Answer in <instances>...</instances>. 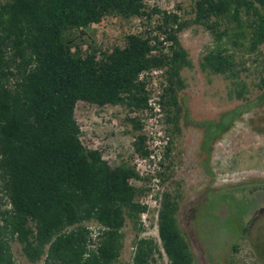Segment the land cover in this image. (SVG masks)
<instances>
[{
    "label": "trees",
    "instance_id": "16d2710c",
    "mask_svg": "<svg viewBox=\"0 0 264 264\" xmlns=\"http://www.w3.org/2000/svg\"><path fill=\"white\" fill-rule=\"evenodd\" d=\"M107 16L122 24L135 21L137 32L124 34L122 44L97 47L91 28ZM191 25L212 37L200 69L229 81V99H245L248 88L238 75L237 58L243 49L260 52L264 44V0H189L173 10L146 0L0 1V264H18L14 242L31 263L116 264L125 221L142 228L139 216L145 208L138 199L149 178L129 163L147 155L139 113L148 90L137 77L145 69L164 70L162 108L170 137L158 174L164 183L173 175L171 153L180 132L181 71L193 66L178 35ZM261 81L252 106L264 102ZM78 102L123 112L133 137L126 159L108 161L85 143L75 118ZM242 111L235 107L217 122H205L204 146ZM174 183L161 192L158 241L137 232L129 264H160V253L167 264H196L178 225L181 191ZM259 190L264 185L238 191ZM232 194L225 189L211 196ZM262 210L264 205L251 224L263 219ZM88 222L97 225L96 233Z\"/></svg>",
    "mask_w": 264,
    "mask_h": 264
},
{
    "label": "rangeland",
    "instance_id": "374dc122",
    "mask_svg": "<svg viewBox=\"0 0 264 264\" xmlns=\"http://www.w3.org/2000/svg\"><path fill=\"white\" fill-rule=\"evenodd\" d=\"M178 2L186 7L189 0H167L165 6L173 10ZM135 24H122L111 16L101 19L91 28L96 46L108 49L114 43L122 44L124 34L137 32ZM178 37L193 66L181 71L184 88L178 93L182 111L180 132L174 136L171 153L173 175L161 183V192L174 188L175 181L180 184L177 221L196 264H264V210L259 214L263 219L250 223L254 212L264 205V190L244 194L238 191L246 186L264 185V102L250 104L262 92L264 44L258 53L243 49L238 54V75L246 83L248 93L245 99L237 100L227 97L228 80L220 74L202 71L198 65L206 48L212 45L211 35L201 26L191 25L180 31ZM163 81L165 86L164 76ZM235 107L243 108L242 114L223 134L209 138L205 147L203 124L217 122ZM75 118L85 143L102 151L105 159L118 163L128 157L133 137L122 111L96 110L78 102ZM129 163L133 166V159ZM225 189L234 194L211 196ZM86 225L93 234L97 232L95 223ZM121 232L122 248L116 264L130 263L137 232L140 237L158 241L155 217L148 228L139 231L126 220ZM12 252L18 264H42L29 262L18 243H12ZM158 258L160 264H167L163 253Z\"/></svg>",
    "mask_w": 264,
    "mask_h": 264
},
{
    "label": "built area",
    "instance_id": "2783aa9c",
    "mask_svg": "<svg viewBox=\"0 0 264 264\" xmlns=\"http://www.w3.org/2000/svg\"><path fill=\"white\" fill-rule=\"evenodd\" d=\"M167 0H146L149 6H165ZM172 2V0H169ZM172 5V4H171ZM164 70L162 68L145 69L138 74L137 79L145 83L148 90L146 107L140 111L142 134L145 136L146 156H134L133 167L139 176H149L144 183V192L138 203L145 208L139 216L143 228L150 226L151 219L156 218L161 196V178L165 163L164 151L169 143V136L165 130L164 111L162 108V94L164 88Z\"/></svg>",
    "mask_w": 264,
    "mask_h": 264
}]
</instances>
